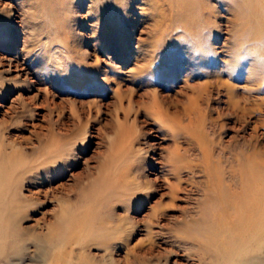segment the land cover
Here are the masks:
<instances>
[{"label":"rangeland","instance_id":"374dc122","mask_svg":"<svg viewBox=\"0 0 264 264\" xmlns=\"http://www.w3.org/2000/svg\"><path fill=\"white\" fill-rule=\"evenodd\" d=\"M55 148L58 164L21 187L42 192L22 228L56 233L103 202L97 218L124 228L117 264H197L186 224L201 219L209 171L229 192L264 176V0H0V154L33 166ZM242 235L221 264L256 254L261 239ZM93 238L73 253L46 241L43 255L30 241L0 264H78L108 252Z\"/></svg>","mask_w":264,"mask_h":264},{"label":"bare ground","instance_id":"6f19581e","mask_svg":"<svg viewBox=\"0 0 264 264\" xmlns=\"http://www.w3.org/2000/svg\"><path fill=\"white\" fill-rule=\"evenodd\" d=\"M2 35L3 32L1 33V36ZM154 106L159 107V103L155 102ZM159 120L170 128H174L169 121V117ZM50 134L53 138L60 139L53 132H50ZM55 150L56 148L47 151L42 150V156H39L37 160L33 161L35 163L33 166L31 164H25V160L17 151L10 152L9 154H0V157L2 158V160H0V166L2 167L6 161L9 166L12 165L14 168V171H0V256L5 255L8 262H10L12 257L23 259L24 257H27V255H30V241H33L35 246L37 244L35 252H39L42 255L46 252L44 246L46 241L53 242L54 247H58L57 245H59L60 248L71 246L72 250L70 253H73V245H84L90 241L93 236H100L101 243L99 242V245H103L108 252H105V254L101 256L96 254L82 255L80 254L81 252L76 253V262L78 264H117L113 257V250L119 242H117V240L116 242L111 241L120 237L124 228L121 224L119 225V223L113 225L112 219H104V217H99L101 219L97 218V215L102 213V210H105L107 207V204L103 202L92 204V210L89 208L90 206L87 208L86 206L78 207L76 210L72 211L69 216L72 219L71 222L65 226L64 221L63 225L65 227L63 225L60 226V231L58 230L56 233L49 230V233L35 235L31 233V229L21 227V222L28 215L27 213H29V207L33 205H28L31 204V199L34 197L35 199L36 197L38 198L42 193L40 190L37 192L30 190V195H24L20 192L21 187L25 182L29 184L33 181H38L48 174V171H39V168L42 167V165H44L43 168L45 167V170L55 162V164H58L55 156H50ZM173 156H175V153ZM55 169H57V167H55ZM218 172L219 171H209L212 183L209 188L203 190V195L201 196H204V198L199 201L201 203L199 213L201 219H198L194 223L188 222L186 224V228H197V233L194 235L185 233L186 243L189 242V244L191 243L197 246H194L196 249L189 252L188 255H190L191 258L193 256L194 260L196 259L197 264H221L222 262H225V259L228 258V256H231H227V254L239 249V233H249L252 235V240L246 239L242 235L244 242L246 241L248 244L256 238H260L261 241H258L259 243L256 244V254L249 256L239 264H264V176L258 172L256 174L253 173L249 178L244 177L245 180H247L246 185L241 187L239 191L238 188H236L229 192L226 190L223 178ZM59 176L60 175H58V177ZM32 184H36V182ZM203 206L205 208H203ZM96 211H98V214H95ZM203 218L209 220L205 221ZM61 222L62 218L59 222L60 225L62 224ZM110 223L112 225H110ZM84 225H86L89 230H81V226L85 227ZM108 225L116 231L114 233L111 232L110 234L105 233V229ZM227 231H231L232 233L229 234ZM207 233H215V235L212 234L213 236L209 237L207 236ZM131 234V231H128V235L130 236ZM230 238H233L237 244L230 248L231 250L229 253L228 247L231 245L228 240ZM154 245L155 244L152 243L145 253H153ZM187 257L189 260L191 259L189 256ZM56 261L59 262L60 260L56 259ZM45 262L46 260L42 258L40 264H45ZM50 263L51 262H49V264ZM66 263L67 262L65 261L63 262V264ZM235 264H238V260Z\"/></svg>","mask_w":264,"mask_h":264}]
</instances>
